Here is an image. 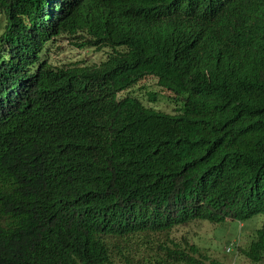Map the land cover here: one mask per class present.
I'll return each instance as SVG.
<instances>
[{
	"label": "trees",
	"instance_id": "16d2710c",
	"mask_svg": "<svg viewBox=\"0 0 264 264\" xmlns=\"http://www.w3.org/2000/svg\"><path fill=\"white\" fill-rule=\"evenodd\" d=\"M146 78L171 112L121 95ZM258 216L249 264L264 0H0V264H225L201 251L212 227Z\"/></svg>",
	"mask_w": 264,
	"mask_h": 264
},
{
	"label": "rangeland",
	"instance_id": "374dc122",
	"mask_svg": "<svg viewBox=\"0 0 264 264\" xmlns=\"http://www.w3.org/2000/svg\"><path fill=\"white\" fill-rule=\"evenodd\" d=\"M66 45V44H65ZM69 47V46H68ZM59 51L60 56H65V58H72L73 60L77 59L78 62L81 61L80 59H87V61L92 60L93 62L98 63L99 61L103 60L105 58L104 55V50L95 52L91 49L88 50H72L62 47ZM52 53H56L55 47L51 49ZM57 57V54L55 55ZM157 91V98L155 101H150L149 100V95L148 91ZM132 94L137 96L145 105L147 106H152L157 109L166 111V112H171L172 108L175 106L170 100L169 96L167 95L166 92L162 91L155 83V80L152 78H146L142 80L140 83L137 85L133 86L131 89H129L127 92H122L121 95L125 94ZM171 99V98H170ZM257 218H262L261 216L254 217L251 220L245 221L243 223H237V222H232L230 220H227L224 225L221 226H213L212 230L213 231H219L222 229V231L219 234H214L212 236L211 241H208V245L205 244L204 247H210L215 250L221 249L222 245H227L230 244V241L235 239L236 237L238 238L235 241H238V244L245 245L246 243L249 242V239L247 235L251 233L255 227L258 228L260 226V220ZM248 227H246V225ZM242 225H245L246 231L242 229ZM203 228L201 225H193L190 229H188L189 234L191 231H200ZM210 226L205 225L204 227V233L207 234V231H209ZM243 234V235H242ZM176 235H179V233H176ZM208 235V234H207ZM242 235V236H241ZM212 255L217 257V259L225 262V263H230V264H249L246 258L244 257H234V253L226 255L223 252H212ZM228 263V264H229ZM258 264H264L258 263Z\"/></svg>",
	"mask_w": 264,
	"mask_h": 264
},
{
	"label": "clouds",
	"instance_id": "9594fccd",
	"mask_svg": "<svg viewBox=\"0 0 264 264\" xmlns=\"http://www.w3.org/2000/svg\"><path fill=\"white\" fill-rule=\"evenodd\" d=\"M104 55L106 56V54H105V52H104ZM130 94V93H129ZM163 111V110H162ZM257 219H259L260 220V222H261V220H263V218H257ZM240 224V223H239ZM260 224V223H259ZM248 225L249 224H247L246 225V227H248ZM246 227H245V225H242V229L244 230V231H246ZM254 229H255V227H254ZM253 229V230H254ZM243 235V234H242ZM241 235V236H242ZM238 238L236 237L235 239H233V240H231L230 241V244H227V245H222V247H221V249H219V250H215V249H212V248H210V247H204L201 251L202 252H205V253H207L208 255H209V257L211 258V259H217V257H215L214 255H212V252H214V251H216V252H223L224 254L226 253V255H228L229 253L231 254H233L234 253V257L236 258V255H235V245L236 244H238V241H235V240H237ZM239 245H241V244H239ZM245 245H247V243L245 244ZM196 259H198V256L196 257ZM217 260H219V259H217ZM219 261H221V260H219ZM221 262H223V261H221ZM223 263H225V262H223ZM229 263V262H228ZM228 263H225V264H228ZM230 264V263H229Z\"/></svg>",
	"mask_w": 264,
	"mask_h": 264
}]
</instances>
